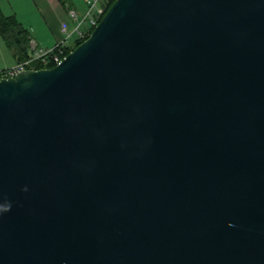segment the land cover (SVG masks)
Wrapping results in <instances>:
<instances>
[{
  "label": "water",
  "instance_id": "obj_1",
  "mask_svg": "<svg viewBox=\"0 0 264 264\" xmlns=\"http://www.w3.org/2000/svg\"><path fill=\"white\" fill-rule=\"evenodd\" d=\"M5 201L0 264H264V0H115L0 78Z\"/></svg>",
  "mask_w": 264,
  "mask_h": 264
},
{
  "label": "built area",
  "instance_id": "obj_2",
  "mask_svg": "<svg viewBox=\"0 0 264 264\" xmlns=\"http://www.w3.org/2000/svg\"><path fill=\"white\" fill-rule=\"evenodd\" d=\"M101 1L103 0H85L87 7L85 14L72 29H68V25L65 22L62 23V37L54 47L49 49L38 48L35 42L32 41L30 43L31 53L26 58L0 70V78L13 77L25 69H36L34 67L36 62H40L42 65H46L49 62L54 63V65L58 64L64 58V50L70 44L71 37L75 36V40L83 38L96 26L103 11V8L101 10L97 9V5ZM69 16L74 19L77 18L74 10L69 11ZM83 23H86V28L81 30L80 27Z\"/></svg>",
  "mask_w": 264,
  "mask_h": 264
},
{
  "label": "crops",
  "instance_id": "obj_3",
  "mask_svg": "<svg viewBox=\"0 0 264 264\" xmlns=\"http://www.w3.org/2000/svg\"><path fill=\"white\" fill-rule=\"evenodd\" d=\"M31 2L35 7L36 13H38L41 24L43 22L44 26L43 29H38L31 21L25 22L31 34L30 43L33 41L37 46L43 49L52 48L62 37L61 25L63 22L68 25V29H72V27L76 25L73 23L74 18L69 16V11L74 9L65 8L58 0H31ZM0 7L4 13H7L3 10L1 2ZM74 41L75 36H72L69 43H73ZM0 53L2 57L1 61L5 64L2 68H6V66L9 67L21 60L13 56L14 54H12V52V59L10 60L2 50ZM0 66H2V64H0ZM2 68L0 67V69Z\"/></svg>",
  "mask_w": 264,
  "mask_h": 264
},
{
  "label": "rangeland",
  "instance_id": "obj_4",
  "mask_svg": "<svg viewBox=\"0 0 264 264\" xmlns=\"http://www.w3.org/2000/svg\"><path fill=\"white\" fill-rule=\"evenodd\" d=\"M104 1L105 0L98 3L97 9L101 10L103 8ZM0 2H1V6L3 7V10L5 12H7V13H4L2 11L4 13V15L13 17L14 20L16 21L17 24L13 25V26H16L14 28L16 30L22 29V30H24V32L26 31L28 33V42H29V43H27V39L22 41V38L26 36L23 33L20 35V37H22L21 41L19 43L15 44V46L10 47L6 44V42L4 41V39H2V37L0 35V51L2 50L5 53V55L7 56V58L10 60V59H12V54H14L13 52H16V55H13V56L18 57L19 53L21 51V48L24 47L25 43H27L26 48H27V52L29 54L31 52V49H30L31 34H30L29 29L26 27L25 22L31 21L34 25L37 26L38 29H43V26H44L43 22L41 24V21L38 18V13H36V10H35L33 3L31 2V0H0ZM68 3H69L68 7L74 9V11L77 14V18L73 19V23L77 24V22L79 20H81L82 16L85 14V12L87 10L86 9L87 8L86 2H85V0H70ZM0 9H1V7H0ZM85 28H86V23H83L81 25L80 29L82 30ZM80 39H82V38H80ZM74 42L70 43L68 45V47H71L72 49H74V47H73ZM38 48H41V47L38 46ZM11 52H12V54H11ZM1 60H2V57H1V53H0V64H2V66H0V67L2 68L3 66H5V64ZM4 68H2V69H4ZM2 69H0V70H2Z\"/></svg>",
  "mask_w": 264,
  "mask_h": 264
},
{
  "label": "trees",
  "instance_id": "obj_5",
  "mask_svg": "<svg viewBox=\"0 0 264 264\" xmlns=\"http://www.w3.org/2000/svg\"><path fill=\"white\" fill-rule=\"evenodd\" d=\"M58 1L65 8H69L68 7L69 6L68 2L70 0H58ZM114 1L115 0H105L104 1L103 11H102V13L100 15V18H99L98 22L100 21V19L103 17V15L106 13V11L109 9V7L112 5V3ZM15 24H17V23L14 20V18L4 15L2 10L0 9V35H1L2 39H4L6 44L8 46H10V47L15 46V44H17V43H19L21 41L22 37H20V35L23 34V33L26 36L22 38V41L27 39V43H29L28 42V33L26 31L24 32V30H22V29L16 30L14 28L16 26H13ZM92 29L90 30V32L92 31ZM89 34L90 33H88L82 39H77L74 42L73 47L75 48L77 45H79L83 40H85L89 36ZM27 43H25L24 47L21 48L19 56L17 57L18 59H22V58H25V57L28 56V52H27V48H26ZM71 49H72L71 47H66L65 50H64V54L63 55L64 56L67 55L71 51ZM13 53H14V55H16V52H13ZM53 66H54V63H50V62L48 64H46V65H42L40 62H36L35 65H34V67L36 69H39V68H50V67H53Z\"/></svg>",
  "mask_w": 264,
  "mask_h": 264
},
{
  "label": "clouds",
  "instance_id": "obj_6",
  "mask_svg": "<svg viewBox=\"0 0 264 264\" xmlns=\"http://www.w3.org/2000/svg\"><path fill=\"white\" fill-rule=\"evenodd\" d=\"M28 189H27V187H24V188H22L21 189V191H27ZM11 202H9V201H5V202H3V203H0V214H3V213H6V212H8V211H10L11 210ZM229 226H231V225H229Z\"/></svg>",
  "mask_w": 264,
  "mask_h": 264
}]
</instances>
